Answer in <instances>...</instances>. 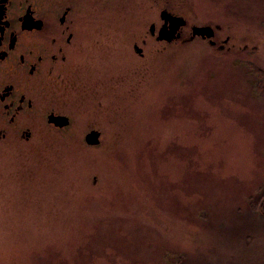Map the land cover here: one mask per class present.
<instances>
[{"label":"rangeland","instance_id":"obj_1","mask_svg":"<svg viewBox=\"0 0 264 264\" xmlns=\"http://www.w3.org/2000/svg\"><path fill=\"white\" fill-rule=\"evenodd\" d=\"M10 3L72 7L77 46L33 111L0 109V264H264V0Z\"/></svg>","mask_w":264,"mask_h":264},{"label":"flooded vegetation","instance_id":"obj_2","mask_svg":"<svg viewBox=\"0 0 264 264\" xmlns=\"http://www.w3.org/2000/svg\"><path fill=\"white\" fill-rule=\"evenodd\" d=\"M17 5L16 11L15 3L0 0V109L11 124L26 111H33L39 86H44L50 72L67 66L77 46L75 32L71 30L72 7L62 9L58 17L51 18L38 14L29 3ZM152 35L158 39V33ZM52 115L67 117L50 112L48 121ZM69 121L64 127L49 123L56 129H64L70 126V118ZM31 134L29 129L24 132L27 138ZM262 201L264 205V198Z\"/></svg>","mask_w":264,"mask_h":264},{"label":"water","instance_id":"obj_3","mask_svg":"<svg viewBox=\"0 0 264 264\" xmlns=\"http://www.w3.org/2000/svg\"><path fill=\"white\" fill-rule=\"evenodd\" d=\"M162 18L165 21L163 27L159 31V40H167L171 42L174 39L181 37L180 29L187 24L186 20L173 16L167 11L162 12ZM155 25L151 27L152 34H155ZM193 36H201L203 38H213L215 36V29L212 26L194 27ZM137 53L142 54V49L136 47ZM51 123H55L59 127H64L69 124V118L63 116L52 115L49 118ZM101 133L99 131L93 130L86 137V142L90 145H97L100 143Z\"/></svg>","mask_w":264,"mask_h":264}]
</instances>
